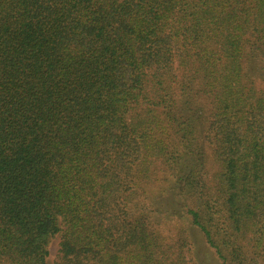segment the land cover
Returning <instances> with one entry per match:
<instances>
[{
    "label": "trees",
    "instance_id": "1",
    "mask_svg": "<svg viewBox=\"0 0 264 264\" xmlns=\"http://www.w3.org/2000/svg\"><path fill=\"white\" fill-rule=\"evenodd\" d=\"M56 235L53 264H264V0H0V264Z\"/></svg>",
    "mask_w": 264,
    "mask_h": 264
},
{
    "label": "rangeland",
    "instance_id": "2",
    "mask_svg": "<svg viewBox=\"0 0 264 264\" xmlns=\"http://www.w3.org/2000/svg\"><path fill=\"white\" fill-rule=\"evenodd\" d=\"M59 241H60V237L59 235H56L51 239L49 243V252H50L49 257H48L49 264H53V261L58 254ZM193 243L195 244V247H196V253L194 257L198 259V256H199L203 260H206L207 258H209V255L205 254L204 246L202 243H200L199 238H196L195 236H193Z\"/></svg>",
    "mask_w": 264,
    "mask_h": 264
}]
</instances>
